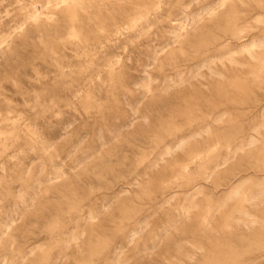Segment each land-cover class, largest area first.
I'll return each mask as SVG.
<instances>
[{
	"label": "rangeland",
	"instance_id": "374dc122",
	"mask_svg": "<svg viewBox=\"0 0 264 264\" xmlns=\"http://www.w3.org/2000/svg\"><path fill=\"white\" fill-rule=\"evenodd\" d=\"M0 264H264V0H0Z\"/></svg>",
	"mask_w": 264,
	"mask_h": 264
}]
</instances>
